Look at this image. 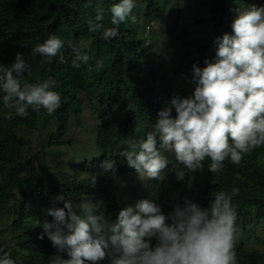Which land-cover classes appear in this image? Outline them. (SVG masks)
I'll use <instances>...</instances> for the list:
<instances>
[{"label": "trees", "instance_id": "1", "mask_svg": "<svg viewBox=\"0 0 264 264\" xmlns=\"http://www.w3.org/2000/svg\"><path fill=\"white\" fill-rule=\"evenodd\" d=\"M162 1L166 0H135L131 16L119 25L118 36L106 41L102 31H89L97 0H91L92 6L87 8L85 0H0V74L11 69L19 52L26 63L21 79L40 83L53 78V90L62 97L61 106L52 115L43 108L33 111L28 107V116L21 117L14 108L4 106L0 91V248L16 264H50L54 255L68 258L58 253L47 237L37 238L43 221L53 219L47 209L63 207V201L54 203L59 194L78 203L87 198L102 201L106 216L117 210L109 217L115 220L121 208L134 204L141 195L159 204L168 215L175 205L183 207L186 199L207 208L217 192L230 194L233 188H239L231 201L240 229L237 264H264V232L257 231L264 223V145L244 154L239 164L225 160L221 172L210 173L206 167L210 160L204 161L201 171L184 169L158 140L157 148L171 165L163 170L162 179L146 178L145 182L138 180L121 155L128 150L130 137L142 138L144 131L155 130V123L139 109L146 102L143 83L167 82L172 86L171 97L181 92L191 80L192 72L187 69L193 64L203 67L208 57L214 61L215 55L207 54L209 40L218 43V37L231 33L235 10L264 4V0H210L203 21L214 32L209 37L202 31L196 38L188 34L192 30L186 20H175L180 14L176 7L167 14L169 6ZM118 2L100 0L105 28L115 27L109 9ZM184 10L186 6L181 13ZM168 19L175 23L173 38L163 39L162 31L156 36L143 33L149 20ZM50 35L63 41L57 57L34 53L35 45ZM157 39L170 45L168 56L157 50ZM73 46L91 57L79 68L72 67ZM149 55L160 63L153 64ZM73 126L82 130L89 153L78 148ZM22 127L45 128L38 148L22 135ZM67 156L65 164L62 160ZM104 161H114L116 170L106 171ZM178 169L186 173L183 181L176 180ZM38 220L41 227H35Z\"/></svg>", "mask_w": 264, "mask_h": 264}, {"label": "clouds", "instance_id": "2", "mask_svg": "<svg viewBox=\"0 0 264 264\" xmlns=\"http://www.w3.org/2000/svg\"><path fill=\"white\" fill-rule=\"evenodd\" d=\"M83 6L91 7V0H85ZM134 7L135 0L112 4L109 12L115 27L105 28L101 23L104 9L97 0L89 31H102L106 41L115 38L119 25L127 21ZM235 12L231 33L217 38L216 50L209 40L207 54H214V61L208 57L203 67L193 64L187 69L192 72L191 80L181 92L171 97L172 86L167 82L143 83L146 102L139 109L155 123V130L144 131L142 138L130 137L128 150L121 153L140 182L162 179L163 170L171 165L157 148L158 140L184 169L201 171L204 161L210 160L206 165L210 173L221 172L225 160L239 164L244 154L264 145V4L252 3ZM154 21H148L144 34L151 33ZM171 32L174 34L173 29ZM167 35L172 37L169 32ZM62 47L63 41L50 35L37 43L33 52L55 58ZM72 52L73 68L91 59L76 46ZM25 66L17 52L11 69L0 74L4 106L14 108L21 117L28 116V107L33 111L43 108L52 115L62 100L53 90L56 81H23ZM83 102L86 105L84 98ZM114 165V161L102 163L106 171H115ZM175 175L177 181H183L186 173L178 169ZM238 193L239 188L230 194L217 192L207 208L186 199L183 207L175 205L168 215L159 204L141 195L134 204L121 208L115 220L109 217L117 210L106 216L102 201L87 198L78 203L59 194L54 203L63 201V207L47 209L46 214L53 219L43 221L42 227L37 221L35 227L42 228L37 238L47 237L58 253L68 257L54 255L50 264H101L105 260L108 264H237L235 248L240 229L231 201ZM0 264L16 261L0 248Z\"/></svg>", "mask_w": 264, "mask_h": 264}, {"label": "rangeland", "instance_id": "3", "mask_svg": "<svg viewBox=\"0 0 264 264\" xmlns=\"http://www.w3.org/2000/svg\"><path fill=\"white\" fill-rule=\"evenodd\" d=\"M162 2L166 6H169L168 10L165 11V12H167V14L174 12L175 7H176L177 13H180V14H177L175 20L176 21L178 20L179 23L186 20L189 23L190 28L192 30V32L189 31L188 34L192 33L193 38H196L202 31H204V32L206 31L209 34V37L213 34L214 30L212 28H210V26H208L207 23H205L203 21V19L205 17H207L208 6L210 3V0H172L171 1L172 5L169 4L168 0L162 1ZM175 4H177V5L174 6ZM182 6H186V10H184L181 13ZM185 15H186V18L184 19L183 17ZM174 26H175V23L172 22L171 19H168L167 22L164 20L163 21L155 20V22H153L152 27H151L152 28L151 33L156 36L162 31L161 37L163 39H165V36H163V34L166 33V36H168L167 35L168 32H171L172 29L174 28ZM166 30H169V31L166 32ZM173 36H174V34L172 35V38H173ZM211 38L214 39L213 36ZM175 39H178L177 35H176ZM175 39H174V41H175ZM156 45H157V50L161 51L163 54H166L168 56V53L170 50V45H168L167 43H162L158 39H157ZM213 46L215 47L214 50H216L217 43L214 41H213ZM148 58L155 65H158L160 63L159 61L153 60L150 55ZM162 58H166V57L163 56ZM86 118L89 119L88 116ZM87 119H85L84 121L88 122V123L92 122V121L90 122ZM44 130H45L44 127H43V129L38 128V127L34 128V129L22 127L21 133L23 136H25L29 141H31L33 143L35 148H38L39 142H37V141H39L38 139L40 136L44 135V133H45ZM72 133L77 138L76 143L78 145V148L80 150H82L84 153H89L90 151H88V148L86 147L85 140L83 139L82 130L79 127H77V129H76V127L73 126ZM68 159H69V157L67 156V158L63 159L62 161L67 162ZM261 224H262L261 226L257 227V231L260 234L264 232V223H261Z\"/></svg>", "mask_w": 264, "mask_h": 264}, {"label": "bare ground", "instance_id": "4", "mask_svg": "<svg viewBox=\"0 0 264 264\" xmlns=\"http://www.w3.org/2000/svg\"><path fill=\"white\" fill-rule=\"evenodd\" d=\"M146 52H147V51H146ZM182 66H183V65H182ZM182 66H181V67H182ZM171 72H172V71H171Z\"/></svg>", "mask_w": 264, "mask_h": 264}]
</instances>
